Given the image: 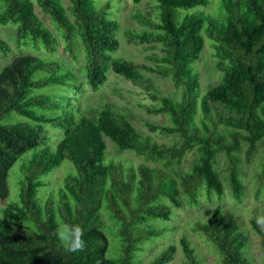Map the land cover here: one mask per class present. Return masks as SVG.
Returning a JSON list of instances; mask_svg holds the SVG:
<instances>
[{"label": "trees", "instance_id": "obj_1", "mask_svg": "<svg viewBox=\"0 0 264 264\" xmlns=\"http://www.w3.org/2000/svg\"><path fill=\"white\" fill-rule=\"evenodd\" d=\"M44 14L62 29L63 50L79 61L86 83L98 88L114 73L145 91L153 84L140 70L170 76L181 87L180 100L153 93L145 106L150 114L164 115L169 124L148 122L152 131L176 134L178 145L141 134L119 110L109 105L94 116L79 112L73 102L80 91L78 75L61 60L19 54L0 36V206L9 190L7 176L13 163L28 150L34 153L21 168L18 200L7 203L0 216V264H142L146 243L161 237L172 226L175 208L184 202L199 207L223 199L227 189L236 203L248 190L242 160L236 154L240 141L247 144L245 163L254 159L257 143L264 139V0H221L223 13L213 16L202 8L209 0H154L155 18L136 11L138 30L127 29L128 42L138 41L160 54L149 59L154 66L113 57L118 49L119 22L96 8L92 0H36ZM0 24L15 25L18 48L42 47L54 52L57 39L34 10L31 0H0ZM139 3L140 0H132ZM109 8V4H107ZM211 41L218 83L201 93L198 74L193 73L205 46ZM50 90V91H47ZM62 130L53 147L45 127ZM223 127V129H221ZM130 151L143 161L134 166L105 162L106 141ZM230 138L231 141H226ZM195 148L192 165L178 178L166 171L172 160L181 163L186 151ZM227 159L225 183L217 171V155ZM64 159L75 171L57 186L56 197L36 200L42 178ZM159 162L152 166L147 162ZM253 174V198L264 194V153ZM103 211L113 222L118 246L111 254ZM84 229L86 247L67 252L57 239L58 225ZM190 230L212 244L220 264H254L249 231L264 252V205L246 212L218 204ZM183 264H207L196 254L186 236L179 238ZM176 245L160 248L146 264H166Z\"/></svg>", "mask_w": 264, "mask_h": 264}, {"label": "rangeland", "instance_id": "obj_2", "mask_svg": "<svg viewBox=\"0 0 264 264\" xmlns=\"http://www.w3.org/2000/svg\"><path fill=\"white\" fill-rule=\"evenodd\" d=\"M34 4V10L38 17L42 20L44 25L50 29L57 39V47L54 52L48 53L45 49L39 46L37 49L34 46H27L18 48L16 46L15 25L12 23L0 24V36L6 40L14 51V56L19 54H33L43 57H50L61 60L64 65L72 69L80 79V91L76 92L77 99L73 102L78 106L79 112L88 116H94L101 108L106 105L111 106L114 109L121 111L127 118V120L136 128L141 134H151L157 141L167 142L174 145H178L180 140L176 134L163 135L157 131H152L148 126V122L153 124H169L166 116L158 114H150L145 110V106L153 101V93H160L174 100H180L182 96L181 87H176L170 78V76H159L154 72L140 70L141 73L151 81L153 84V90L150 92L145 91L131 83L130 80L109 71L107 73L106 81L98 88H92L86 83L85 75L82 69V55L80 54L79 61L74 60L68 56L63 50L64 40L62 37V29L58 28L55 21L50 15L44 14L41 8L38 6L36 0H31ZM94 5L100 11L106 12L107 16L115 19L119 22V28L117 31V39L119 41V47L112 52L113 57H123L127 60H131L135 63H141L154 66V63L149 59L152 56H158L160 54V47L156 46L151 49L149 45L139 43L138 41L128 42L124 34L127 29L138 30L140 25L132 18V14L136 11L143 12L155 18L157 13V6L154 0H140L139 3H133L132 0H92ZM64 7L69 4L68 0H61ZM109 4V8L107 7ZM205 12L213 15L220 16L223 13L221 0H209L206 6L202 7ZM3 9V4L0 2V12ZM213 47L211 41L205 38V46L201 51L199 59L193 63V73L198 74L201 93H203L210 86H214L218 83L221 73L215 67V58L212 55ZM2 64H7L11 61V58L2 61ZM50 91V90H47ZM45 127L49 131L50 143L55 147L58 141L62 137V130L53 128L49 124H45ZM223 129V127H221ZM106 141V157L105 162L110 160L115 163L121 162L124 166L128 163H132L136 166L137 163L143 161L140 156L133 154L130 151L119 150L115 144L108 138ZM226 141H231L227 138ZM240 150L236 151V154L242 160V168L244 170V181L247 186V196L242 203H236L230 196L227 189L224 190L223 199L218 201L214 198L211 202H208L201 197L202 204L199 207L190 206L184 202L182 208H175L172 219L169 221L172 228L164 233L161 237L154 238L152 243H146L147 250L141 254L142 264H146L148 260L163 246L168 243H174L176 245V252L173 259L166 264H183V254L179 245V238L186 236L190 241L198 257L207 264H220L219 254L216 252L212 244L207 242L201 235L194 233L190 230L192 223L198 219L205 217L211 212V209L218 205H227L240 209L246 212L250 207L254 205H264V194L262 193L260 200L256 201L253 198V174L259 171L258 159L264 153V139H261L257 143V150L254 155V160L246 164L245 163V151L247 144L244 141H240ZM34 153L33 150H28L23 153L10 167L7 176L8 196L2 202L0 206V216L2 214V208L9 202L17 201L19 194L18 181L22 175V167L29 160ZM197 151L195 148L185 152L181 163H176L172 160V164L166 171L170 176L178 178L179 175L186 171L192 163L195 161ZM152 166H160L159 162H147ZM75 168L71 161L64 159L63 162L56 168L52 169L48 174L43 175L42 178L46 181V185L40 187L36 193L37 201H44L48 197H53L57 200V186L62 183L64 177L74 172ZM217 171L220 178L225 183L227 176V159L223 153L217 155ZM107 212L103 211L106 227L104 232L109 239V251L111 254L118 246V240L114 236V231L109 227H112V221L108 218ZM61 224V223H60ZM258 237L249 231V244L250 250L254 257V264H264V252L259 248L257 239Z\"/></svg>", "mask_w": 264, "mask_h": 264}, {"label": "clouds", "instance_id": "obj_3", "mask_svg": "<svg viewBox=\"0 0 264 264\" xmlns=\"http://www.w3.org/2000/svg\"><path fill=\"white\" fill-rule=\"evenodd\" d=\"M84 229L79 225H69L67 223L57 226L56 236L60 244L67 252H81L86 247L84 240Z\"/></svg>", "mask_w": 264, "mask_h": 264}]
</instances>
